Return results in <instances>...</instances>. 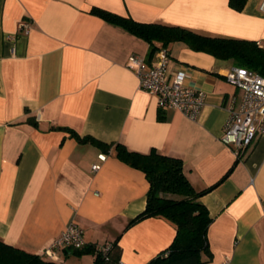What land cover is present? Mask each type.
<instances>
[{"label":"crops","instance_id":"0c3cea01","mask_svg":"<svg viewBox=\"0 0 264 264\" xmlns=\"http://www.w3.org/2000/svg\"><path fill=\"white\" fill-rule=\"evenodd\" d=\"M261 1L236 10L229 0H0V239L43 254L78 224L93 251L54 249L47 256L60 264H94L104 244L119 247L116 264H148L170 245L171 221H133L146 206L145 173L78 134L178 157L195 190L218 182L198 198L211 217L203 264H264V134L241 158L220 139L241 100L225 78L235 63L172 42L166 79L183 71L205 103L196 119L161 109L128 59L152 63L159 50L91 10L264 46Z\"/></svg>","mask_w":264,"mask_h":264},{"label":"trees","instance_id":"16d2710c","mask_svg":"<svg viewBox=\"0 0 264 264\" xmlns=\"http://www.w3.org/2000/svg\"><path fill=\"white\" fill-rule=\"evenodd\" d=\"M246 0H229L236 10H241ZM94 13L121 25L131 33L149 43V53L167 48L172 42L181 40L192 49L207 52L216 58L232 60L264 75V46L254 40L211 36L185 27L162 23H146L122 16L109 10L93 7ZM159 118L164 116L159 114ZM27 121L36 124L32 117ZM80 142L92 140L100 144L106 152L113 150L115 156L128 165L143 171L149 182L145 209L133 221L151 216L163 217L176 226V234L170 245L154 257L149 264H203V254L210 255L207 229L211 217L207 208L198 198L217 183L195 190L184 174L182 160L163 154L156 149L148 152L130 150L121 142L105 143L94 138L75 135ZM239 155L238 158H241ZM232 168V167H231ZM231 168L220 178L223 179ZM93 251L89 246L73 248V253L83 254ZM94 264H116L120 249L113 245L107 255L95 251ZM0 264H60L47 255L28 251L0 239Z\"/></svg>","mask_w":264,"mask_h":264},{"label":"built area","instance_id":"2783aa9c","mask_svg":"<svg viewBox=\"0 0 264 264\" xmlns=\"http://www.w3.org/2000/svg\"><path fill=\"white\" fill-rule=\"evenodd\" d=\"M259 10L264 12V0L260 2ZM21 27L28 32L27 23L22 22ZM128 59L136 66L139 86L155 96L159 108L176 109L191 119L197 118L205 103L206 94L188 83L183 71L175 72L171 81L166 79L169 62V52L166 48L159 49L152 63H148L137 53H131ZM225 78L241 90V100L236 108L229 109L220 139L226 145L232 146L238 156L258 135L264 134V75L234 65L226 72ZM92 168L98 169L99 164H94ZM84 244L83 228L71 223L44 251V254L51 257L54 249L80 248ZM111 249L112 244H104L98 248L103 255H107ZM220 264H228V262L225 260Z\"/></svg>","mask_w":264,"mask_h":264},{"label":"rangeland","instance_id":"374dc122","mask_svg":"<svg viewBox=\"0 0 264 264\" xmlns=\"http://www.w3.org/2000/svg\"><path fill=\"white\" fill-rule=\"evenodd\" d=\"M232 63H235V62H232Z\"/></svg>","mask_w":264,"mask_h":264}]
</instances>
